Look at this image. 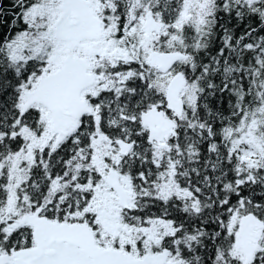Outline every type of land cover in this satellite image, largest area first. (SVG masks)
<instances>
[{"label":"snow or ice","instance_id":"snow-or-ice-1","mask_svg":"<svg viewBox=\"0 0 264 264\" xmlns=\"http://www.w3.org/2000/svg\"><path fill=\"white\" fill-rule=\"evenodd\" d=\"M0 264H264V0H0Z\"/></svg>","mask_w":264,"mask_h":264}]
</instances>
